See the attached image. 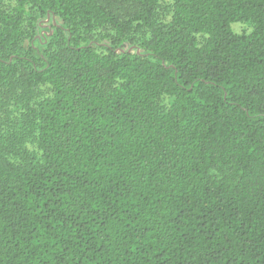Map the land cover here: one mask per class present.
Returning a JSON list of instances; mask_svg holds the SVG:
<instances>
[{"label":"trees","instance_id":"trees-1","mask_svg":"<svg viewBox=\"0 0 264 264\" xmlns=\"http://www.w3.org/2000/svg\"><path fill=\"white\" fill-rule=\"evenodd\" d=\"M0 264H264V0H0Z\"/></svg>","mask_w":264,"mask_h":264},{"label":"rangeland","instance_id":"rangeland-1","mask_svg":"<svg viewBox=\"0 0 264 264\" xmlns=\"http://www.w3.org/2000/svg\"><path fill=\"white\" fill-rule=\"evenodd\" d=\"M131 6L132 5L129 2H124L121 6H119L120 12L122 14H127ZM232 28L235 33H243V32H249L251 30V25L248 23H235L232 25ZM47 30L49 31V27H45L40 34L42 35Z\"/></svg>","mask_w":264,"mask_h":264}]
</instances>
